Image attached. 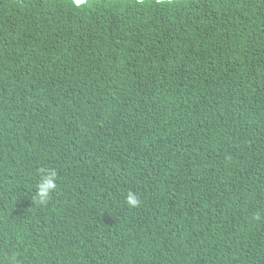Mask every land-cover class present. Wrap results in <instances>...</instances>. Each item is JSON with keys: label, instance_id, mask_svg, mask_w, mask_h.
Segmentation results:
<instances>
[{"label": "trees", "instance_id": "16d2710c", "mask_svg": "<svg viewBox=\"0 0 264 264\" xmlns=\"http://www.w3.org/2000/svg\"><path fill=\"white\" fill-rule=\"evenodd\" d=\"M41 168L58 174L46 205ZM13 257L264 264V0H0Z\"/></svg>", "mask_w": 264, "mask_h": 264}, {"label": "clouds", "instance_id": "9594fccd", "mask_svg": "<svg viewBox=\"0 0 264 264\" xmlns=\"http://www.w3.org/2000/svg\"><path fill=\"white\" fill-rule=\"evenodd\" d=\"M139 3L140 0H137ZM39 182L35 186V195L32 197L33 202L39 203L40 205H46L50 199L51 194L57 189L58 174L55 169L41 168L39 170ZM126 203L129 206L136 207L140 201L137 196L129 191L126 197ZM261 213H257L253 219L259 221L261 219ZM15 264H19V260L15 257L12 258Z\"/></svg>", "mask_w": 264, "mask_h": 264}, {"label": "water", "instance_id": "95a60500", "mask_svg": "<svg viewBox=\"0 0 264 264\" xmlns=\"http://www.w3.org/2000/svg\"><path fill=\"white\" fill-rule=\"evenodd\" d=\"M74 2L75 5H81L83 3H85L87 0H72ZM140 1H144V0H140ZM158 1H170V0H158Z\"/></svg>", "mask_w": 264, "mask_h": 264}]
</instances>
